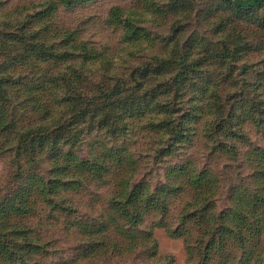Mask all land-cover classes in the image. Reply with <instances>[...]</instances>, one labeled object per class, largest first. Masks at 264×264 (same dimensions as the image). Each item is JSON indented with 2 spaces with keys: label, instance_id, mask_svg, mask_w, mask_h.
I'll return each instance as SVG.
<instances>
[{
  "label": "rangeland",
  "instance_id": "374dc122",
  "mask_svg": "<svg viewBox=\"0 0 264 264\" xmlns=\"http://www.w3.org/2000/svg\"><path fill=\"white\" fill-rule=\"evenodd\" d=\"M248 3L0 0L4 264H264V6ZM141 190L156 196L134 225L115 203ZM221 214L240 225L219 239Z\"/></svg>",
  "mask_w": 264,
  "mask_h": 264
},
{
  "label": "trees",
  "instance_id": "16d2710c",
  "mask_svg": "<svg viewBox=\"0 0 264 264\" xmlns=\"http://www.w3.org/2000/svg\"><path fill=\"white\" fill-rule=\"evenodd\" d=\"M79 1H86V0H62V3L65 6H71V5H73ZM244 1H247V0H226V2H228L229 4L234 5V6H241L240 4ZM248 1H249L248 5H245V7H247V8L264 6V0H248ZM50 9L52 10V8H50ZM98 115H100V114H94L92 116V118H96ZM100 126H101V124L99 125V127ZM26 195L27 196H25V203L28 202V196H29L28 191H27ZM155 196L156 195L149 194V193L146 194L142 190L139 192L134 191L132 194L129 195V197L125 203H123V204H121V203L116 204L115 203V205L118 206V209L122 210V212H123L122 216H124L125 218H128L130 223L136 225L137 223H140L142 221L144 214L153 208V207H149V205L151 203H154ZM17 207H20V208H17ZM24 208H25L24 205L15 206V207H13V210L14 211L16 209L24 210ZM227 216H228L227 214H221L219 217L211 216L209 219H207V221H212V220L219 221L218 227L215 230L211 231L212 233H219V239L221 237L222 231L226 227L225 222L228 223L229 225H232L231 223H234L233 226L235 229L240 225V223L236 219L232 220V222L228 221ZM200 219L202 220V219H204V217H201ZM222 221H224V222H222ZM1 223L2 222L0 221V225H1ZM203 225L208 227L209 224L206 223ZM233 231H235V230L233 229L232 232ZM149 236H147V237H149ZM3 237H4L3 240L0 239V262H2V264H4V262L9 263L7 257L9 255L10 249L8 247H9L10 241H11V240H6L7 235H4ZM149 239H151V237H149ZM105 250H106V247L103 248V250L100 252L101 256H105L106 254H108V252ZM97 253H99V252H97Z\"/></svg>",
  "mask_w": 264,
  "mask_h": 264
}]
</instances>
